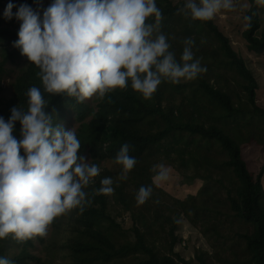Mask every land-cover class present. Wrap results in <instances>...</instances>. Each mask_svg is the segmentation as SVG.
<instances>
[{
	"label": "trees",
	"instance_id": "16d2710c",
	"mask_svg": "<svg viewBox=\"0 0 264 264\" xmlns=\"http://www.w3.org/2000/svg\"><path fill=\"white\" fill-rule=\"evenodd\" d=\"M249 2L245 15L251 16V23L244 38L249 51L264 55V33L258 34L261 4ZM155 3L162 12L159 31L168 37L177 61L184 40L191 38L194 58L206 71L178 84L164 80L150 99L135 92L129 81L127 88L96 98L97 110L85 100L44 93L49 103L46 111L55 110V123L70 111L76 113L80 123L76 134L81 142L78 156L89 154L91 162L101 169L83 189L91 204L52 221L56 235L48 246L51 254L46 264H59L60 257L62 264H264V187L260 179L255 180L242 153L243 146L253 142L264 145V107L257 102L258 82L213 19L186 18L179 12L186 0ZM20 5H28L42 18V0H21ZM146 23L157 21L150 17ZM20 24L15 18L13 27L0 25V47L14 45ZM23 58L18 48L7 50L0 65V91L5 63ZM38 72L29 62L17 77L13 98L0 110L5 121L13 107L27 110L30 87H40L43 92ZM88 117L90 121H86ZM20 128L17 122V139ZM125 143L137 163L127 179L120 180L122 166L115 164L111 169L103 163L113 162ZM157 163L172 167L186 183L202 181L203 188L184 200L172 197L153 184L152 167ZM105 177L113 178L114 191L96 194ZM141 186L152 187V195L143 205L136 201ZM213 186L224 191L226 198L213 193ZM126 215L129 227L123 225ZM183 219L216 242L213 254L198 249L194 258L187 259L177 251L182 243L178 230ZM35 241L45 239H2L0 257L9 258L12 264H45L32 252ZM14 244L19 245V252L12 254Z\"/></svg>",
	"mask_w": 264,
	"mask_h": 264
},
{
	"label": "clouds",
	"instance_id": "9594fccd",
	"mask_svg": "<svg viewBox=\"0 0 264 264\" xmlns=\"http://www.w3.org/2000/svg\"><path fill=\"white\" fill-rule=\"evenodd\" d=\"M264 5V0H257ZM14 5L5 9L12 19ZM246 3L239 10L247 9ZM234 0H186L179 12L192 20L208 21L221 11L235 12ZM155 17L156 24L146 23ZM15 18L21 22L14 47L35 65L43 86L27 92V110L11 109L10 118L0 117V240L11 236L25 241L44 236L54 218L91 204L83 190L93 182L100 167L78 156L81 142L75 128L55 123V110L44 93L66 94L77 102L115 89L131 88L150 99L164 80L178 84L205 72L194 58L191 38L184 40L180 61L170 50L168 37L159 31L161 9L155 0H54L43 12L20 5ZM244 26L251 16L244 15ZM19 122L20 138L14 135ZM23 152V155H21ZM125 143L113 163L122 166L118 177L126 180L137 163ZM153 184L166 182L170 168L153 165ZM96 194H111L114 180L105 177ZM152 195L151 186H141L136 201L143 205ZM0 264H12L0 257Z\"/></svg>",
	"mask_w": 264,
	"mask_h": 264
},
{
	"label": "rangeland",
	"instance_id": "374dc122",
	"mask_svg": "<svg viewBox=\"0 0 264 264\" xmlns=\"http://www.w3.org/2000/svg\"><path fill=\"white\" fill-rule=\"evenodd\" d=\"M173 1L175 3H179V1L182 0ZM53 2L54 0H42L43 12ZM234 2L237 4V11H221L220 13L216 14L213 20L215 21V24L219 27V29L227 37H229L233 49L241 57H243L247 67L252 71L253 75L255 76L259 86L257 90V102L261 107H264V55H259L249 51L248 43L244 38V31L247 29V27L244 26L245 22L243 20V16L246 14V11L250 8V2L249 0H234ZM9 3L14 5L12 9L13 17L12 19H9L7 21L4 19V12ZM20 3L21 0H0V25H10L11 27H13L12 24L15 19V13L19 8ZM243 3H246L248 5V8L244 9L243 11H240L239 5ZM260 15L262 18V24L258 33L259 35L264 33V5H261ZM12 48L13 44H3V46L0 47V65L4 59L7 50H10ZM28 64V60L26 58H23L16 61L15 63L7 62L3 66L4 74L2 81L3 88L0 91V110L4 108L7 103L13 98L14 84L16 82V79L23 72V70L27 69ZM96 98L97 96H93L91 98L85 99V101L93 110L98 109V102ZM90 120L91 117H88L86 119V121ZM60 123L63 124L66 130L72 129L74 127L76 133L80 126V123L76 120V113L74 111L66 113L65 118ZM242 153L243 158L248 166V169L253 173L255 180L260 179L264 187V145H259L253 142L250 145L243 146ZM84 158L86 162L91 160L89 154H85ZM103 165L111 169H115V164L111 160H107L103 163ZM167 167L170 168L169 179L166 182L160 183L159 186L162 187L166 192L171 194L172 197L184 200L189 195H196L200 188H203L202 181L197 180L192 183H186V180L180 173H178L170 166ZM210 188L213 193H217L223 198H226V193H224V191H218L216 186ZM124 219V227L131 226L130 217L126 215ZM121 220L122 219H119V221ZM178 233L182 236V243L176 249L182 254V256L186 257L187 259L194 258L195 252L198 251V249H204L208 251L210 255L215 252L216 242L204 236L198 228L191 225L186 219L182 220ZM55 235L56 228L51 222L47 227L46 235L43 236L45 242L35 241L36 247L32 250V252L38 257H40L43 261H45V264L51 254V251H49L48 246L53 242ZM18 246V244L13 245V249L11 251L12 254L19 252ZM58 263L62 264L61 257Z\"/></svg>",
	"mask_w": 264,
	"mask_h": 264
}]
</instances>
